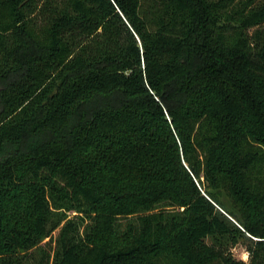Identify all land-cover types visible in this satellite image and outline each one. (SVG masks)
I'll return each mask as SVG.
<instances>
[{
    "label": "trees",
    "instance_id": "1",
    "mask_svg": "<svg viewBox=\"0 0 264 264\" xmlns=\"http://www.w3.org/2000/svg\"><path fill=\"white\" fill-rule=\"evenodd\" d=\"M0 264H264V0H0Z\"/></svg>",
    "mask_w": 264,
    "mask_h": 264
},
{
    "label": "rangeland",
    "instance_id": "2",
    "mask_svg": "<svg viewBox=\"0 0 264 264\" xmlns=\"http://www.w3.org/2000/svg\"><path fill=\"white\" fill-rule=\"evenodd\" d=\"M216 207L220 209L221 211L225 212L224 209L221 208L219 205H217ZM58 233H59V229L54 231L53 233L54 238L58 235ZM206 242H210V239H206ZM50 245L48 244L47 247L50 248ZM231 251H232L233 256L236 259L243 260L245 262L249 260V254H248V251L246 250V244L243 241L239 242L234 247H232Z\"/></svg>",
    "mask_w": 264,
    "mask_h": 264
},
{
    "label": "built area",
    "instance_id": "3",
    "mask_svg": "<svg viewBox=\"0 0 264 264\" xmlns=\"http://www.w3.org/2000/svg\"><path fill=\"white\" fill-rule=\"evenodd\" d=\"M215 204V203H214ZM217 206V204H215Z\"/></svg>",
    "mask_w": 264,
    "mask_h": 264
}]
</instances>
